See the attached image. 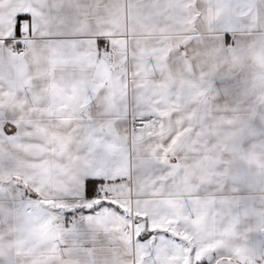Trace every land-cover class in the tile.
Segmentation results:
<instances>
[{"label": "snow or ice", "instance_id": "6c2138e0", "mask_svg": "<svg viewBox=\"0 0 264 264\" xmlns=\"http://www.w3.org/2000/svg\"><path fill=\"white\" fill-rule=\"evenodd\" d=\"M0 264H264V0H0Z\"/></svg>", "mask_w": 264, "mask_h": 264}]
</instances>
